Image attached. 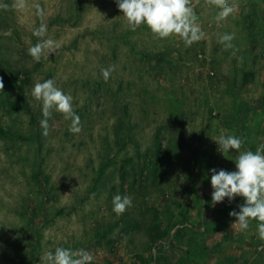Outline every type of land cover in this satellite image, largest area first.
Returning a JSON list of instances; mask_svg holds the SVG:
<instances>
[{
    "label": "rangeland",
    "instance_id": "obj_1",
    "mask_svg": "<svg viewBox=\"0 0 264 264\" xmlns=\"http://www.w3.org/2000/svg\"><path fill=\"white\" fill-rule=\"evenodd\" d=\"M28 2L0 0V264H40L56 247L83 248L92 264H264L256 221L241 232L229 215L244 198L213 206L210 171L236 170L221 130L244 149L264 142V0H236L220 23L192 0L207 36L190 47L132 31L116 0ZM41 22L59 47L36 62ZM47 79L73 97L79 133L53 112L42 134L31 90ZM117 194L133 202L119 216Z\"/></svg>",
    "mask_w": 264,
    "mask_h": 264
},
{
    "label": "clouds",
    "instance_id": "obj_2",
    "mask_svg": "<svg viewBox=\"0 0 264 264\" xmlns=\"http://www.w3.org/2000/svg\"><path fill=\"white\" fill-rule=\"evenodd\" d=\"M119 10L123 13V19L128 28L136 31L142 25L147 26L157 39L176 37L183 41L186 47L205 39L207 34L199 24V17L196 15L192 0H116ZM209 6L218 9L215 16L217 23L225 21L229 16L238 11L236 0H205ZM29 7L28 0H13L11 8L24 10ZM36 9V15L43 18L44 10L39 4L32 5ZM9 5L0 3V9L7 10ZM47 25L41 22L38 28L33 30V35L38 37V42L28 49V54L36 62L42 57L55 53L59 44L51 39H45ZM235 34L223 33L218 37V43L223 50L234 48L232 41ZM242 59V58H241ZM102 76L107 82L115 71V66L102 69ZM4 84L0 79V91H3ZM31 96L42 105L43 119L40 127L43 135L49 133V119L53 112L63 115L70 120L69 131L79 133L82 130L80 117L73 108V97L66 94L59 88L54 79H47L43 82L37 81L32 90ZM264 140V137H261ZM219 145V151L227 158L229 150H235V171L224 169H211L212 200L214 206L227 198L232 201L235 197L244 198V203L239 206V212L233 210L229 213L235 217L233 225L241 232L247 231L252 221H256L258 238L264 241V142L259 143L255 151L244 149L245 140L234 134H221L215 139ZM130 196L119 194L112 199L113 212L122 215L128 208L132 207ZM94 257L92 253L81 248L56 247L53 250L45 251L40 257V264H92Z\"/></svg>",
    "mask_w": 264,
    "mask_h": 264
}]
</instances>
